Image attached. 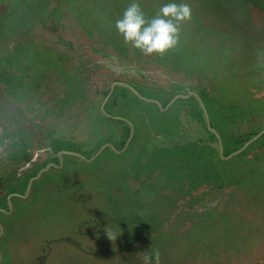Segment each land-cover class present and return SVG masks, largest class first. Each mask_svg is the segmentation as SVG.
I'll list each match as a JSON object with an SVG mask.
<instances>
[{"label":"rangeland","instance_id":"1","mask_svg":"<svg viewBox=\"0 0 264 264\" xmlns=\"http://www.w3.org/2000/svg\"><path fill=\"white\" fill-rule=\"evenodd\" d=\"M131 2L0 0V264H264V133L225 158L196 97L162 108L196 92L225 156L264 128V0H176L163 55Z\"/></svg>","mask_w":264,"mask_h":264},{"label":"clouds","instance_id":"2","mask_svg":"<svg viewBox=\"0 0 264 264\" xmlns=\"http://www.w3.org/2000/svg\"><path fill=\"white\" fill-rule=\"evenodd\" d=\"M190 17L191 8L188 3L169 0L156 15L146 18L138 0H132L121 18L115 21V28L125 43L145 55H163L177 45L181 24ZM145 260L149 261L151 257L146 255Z\"/></svg>","mask_w":264,"mask_h":264},{"label":"water","instance_id":"3","mask_svg":"<svg viewBox=\"0 0 264 264\" xmlns=\"http://www.w3.org/2000/svg\"><path fill=\"white\" fill-rule=\"evenodd\" d=\"M115 85H120V86L126 87V88L130 89V90H131L134 94H136L138 97H140V98H142V99H144V100H147V101H152V102L156 103L157 105H159L160 107H162L159 101H157L156 99L147 98V97L142 96L141 94H139V92H138L136 89H134L130 84H127V83H123V82H114V83L111 84L110 91L113 89V87H114ZM190 95H193V96H195V97L197 98V100H198V102H199L201 108L203 109V112H204V115H205V118H206L207 126H208V128L212 131V133H214V135H215V137H216V139H217V141H218L219 151H220L222 157L228 158V157H230V156H232V155H234V154L240 152V151L243 150V149H244L249 143H251L252 141L256 140L258 137H260V136L264 133V128H263V129H261L260 131H258L254 136H252V137L249 138L247 141H245V142L242 144L241 147H239L238 149H236V150L230 152L227 156H225V155L223 154V145H222L221 137H220L219 133L216 131V129H214L213 127H211V125H210V121H209V118H208V114H207V112H206V108H205V106H204V103H203V101L201 100V98L199 97V95H198L196 92H194V91H188L186 94H181V93H179V94H175V95H174V96H173V97H172V98L166 103V105H165L164 107H162V108H167L172 102H174V101H175L176 99H178V98H186V97H189ZM103 108H104V107L102 106V109H103ZM66 153H70V154L78 155L77 153H74V152H66ZM61 155H62V152L60 153V157H61ZM47 168H49V167H47ZM45 169H46V167L43 168V169H41L40 172H38L37 177H38V176H39V175H40ZM35 178H36V177H35Z\"/></svg>","mask_w":264,"mask_h":264},{"label":"flooded vegetation","instance_id":"4","mask_svg":"<svg viewBox=\"0 0 264 264\" xmlns=\"http://www.w3.org/2000/svg\"><path fill=\"white\" fill-rule=\"evenodd\" d=\"M115 86H120V85H115ZM114 86V87H115ZM114 87H113V89H114ZM123 87V86H122ZM133 87V86H132ZM134 89H136L135 87H133ZM128 89V88H127ZM130 90V89H129ZM137 90V89H136ZM131 91V90H130ZM108 94H110V92L108 93ZM179 94V93H178ZM191 96H193V95H191ZM193 97H195V96H193ZM104 104L105 103H103L102 105H101V108H102V106L104 107ZM115 119H117V118H115ZM121 120V119H120ZM122 121H124V120H122ZM124 122H126V121H124ZM126 124H128L129 126H130V134H129V137L130 136H132V133H133V126L130 124V123H128V122H126ZM62 152V155H61V158L65 155V154H70V153H66V152H71V151H68V149H66V148H60V149H58L57 150V155L60 157V153ZM38 174V173H37ZM33 180H34V176L33 177H30L29 179H28V181H27V186H26V189H27V187L28 188H30L31 187V185H32V183H33ZM26 189H25V191H26ZM13 192V191H12ZM11 192V193H12ZM11 193H9L8 195H7V197H9V198H11L12 196H14L13 194H11ZM24 193V192H23ZM23 193H21V194H23ZM7 197L5 198V199H7ZM5 207V209H8V206H7V204H6V206H4Z\"/></svg>","mask_w":264,"mask_h":264},{"label":"trees","instance_id":"5","mask_svg":"<svg viewBox=\"0 0 264 264\" xmlns=\"http://www.w3.org/2000/svg\"><path fill=\"white\" fill-rule=\"evenodd\" d=\"M166 102H167V101H166ZM166 102H165L164 104H166ZM213 136H214V135H213ZM250 136H251V135H248V136L246 137V139L248 140ZM225 154H229V152H226V151H225Z\"/></svg>","mask_w":264,"mask_h":264}]
</instances>
